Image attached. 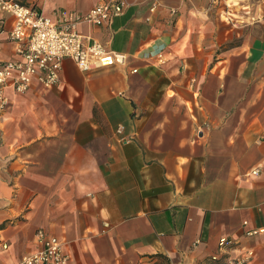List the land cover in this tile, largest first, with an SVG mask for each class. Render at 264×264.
Wrapping results in <instances>:
<instances>
[{
	"label": "crops",
	"instance_id": "crops-1",
	"mask_svg": "<svg viewBox=\"0 0 264 264\" xmlns=\"http://www.w3.org/2000/svg\"><path fill=\"white\" fill-rule=\"evenodd\" d=\"M25 1L52 16L101 0ZM209 1L126 0L109 27H79L122 64L65 59L58 85L7 93L0 264L39 229L70 264H264V48L251 27L210 56L236 26L214 36ZM12 21L0 13V63L16 59Z\"/></svg>",
	"mask_w": 264,
	"mask_h": 264
},
{
	"label": "built area",
	"instance_id": "built-area-1",
	"mask_svg": "<svg viewBox=\"0 0 264 264\" xmlns=\"http://www.w3.org/2000/svg\"><path fill=\"white\" fill-rule=\"evenodd\" d=\"M125 6L126 0H101L84 14L59 10L47 16L25 0H0V13L13 20L7 40L16 55V59L0 63V112L10 104L8 92L22 96L34 83L44 89L58 85L65 59L80 72L122 64V54L106 51L99 40L82 34L79 27H109L123 14ZM228 244L224 239L219 242L221 247ZM35 246L34 252L19 264H70L63 242L45 230L36 231ZM247 258L238 257L226 264H245Z\"/></svg>",
	"mask_w": 264,
	"mask_h": 264
},
{
	"label": "rangeland",
	"instance_id": "rangeland-1",
	"mask_svg": "<svg viewBox=\"0 0 264 264\" xmlns=\"http://www.w3.org/2000/svg\"><path fill=\"white\" fill-rule=\"evenodd\" d=\"M201 1V0H199ZM210 15L205 25L211 28L214 36H221L223 31L233 28L235 32L227 33L225 45L219 50L210 49V56L214 51L228 49L243 42L249 35L250 28H254L259 40V48H264V0H210ZM256 26V27H254ZM240 33V34H239ZM156 264H169L166 259L156 261Z\"/></svg>",
	"mask_w": 264,
	"mask_h": 264
}]
</instances>
